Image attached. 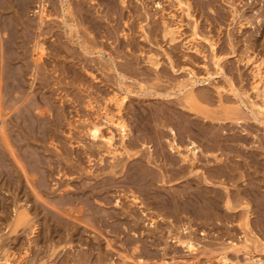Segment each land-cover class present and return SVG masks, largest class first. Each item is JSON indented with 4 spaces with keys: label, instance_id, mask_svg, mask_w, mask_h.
Returning <instances> with one entry per match:
<instances>
[{
    "label": "bare ground",
    "instance_id": "obj_1",
    "mask_svg": "<svg viewBox=\"0 0 264 264\" xmlns=\"http://www.w3.org/2000/svg\"><path fill=\"white\" fill-rule=\"evenodd\" d=\"M227 1L235 5L238 30L254 22L237 8L240 0ZM215 2L0 0V264H187L184 256L166 255L201 247L222 263L229 251L236 264L261 261L250 254L264 250V137L245 116L241 72L238 85L224 72L217 36L202 37L215 75L226 76L225 83L213 81V91L197 87L214 78L205 65L204 78L188 67L187 80L170 87L140 84L138 95L179 107L152 111L120 91L132 77L178 75L181 58L191 57L187 50L203 54L198 17L205 15L207 25L212 12L223 17ZM182 16L192 18V30L181 39ZM238 38H229V46ZM27 43L30 64L22 62ZM151 44L164 48L156 53ZM248 48L238 61L252 73L251 119L264 125V59ZM109 90L113 107L93 110ZM225 97L236 106H224ZM225 235L244 243L213 247L218 242L201 240Z\"/></svg>",
    "mask_w": 264,
    "mask_h": 264
},
{
    "label": "rangeland",
    "instance_id": "obj_2",
    "mask_svg": "<svg viewBox=\"0 0 264 264\" xmlns=\"http://www.w3.org/2000/svg\"><path fill=\"white\" fill-rule=\"evenodd\" d=\"M251 2H253L254 3V5L250 8V7H248L247 6V4L248 3H251ZM244 3L246 4V5H244ZM264 3V0H240V1H237V3H236V5H237V8H239V10H241V12H242V10L244 9V10H247L248 12H246L247 14V16H249L248 17V19H251L252 21L254 20V22L252 23V24H247L245 27H243V28H241L240 30H238V28H237V22H236V19H234L233 20V17H232V12L234 11V7H235V5H232V4H230L227 0H217V2H215V4H217L218 6H219V10L221 9V14L223 13L224 15H223V17H219V14L217 13V12H212V14L214 15V17H213V21H212V23L210 24V25H207V23H206V21L204 20V18H206V16L204 15V16H202V15H200L199 17H198V20H199V22H200V28H199V31H198V35L196 36V42L197 43H199L201 46V48L203 49V54H195L193 51H189V50H185L186 51V53L188 54V55H191V57L189 58L188 56H186V58L185 59H183V57L181 58L182 60H180V63H179V65L180 66H183V70L182 69H180L178 72H177V74L178 75H175V76H171V75H168V77L166 78H163V80H161V81H157V80H155V79H153V78H145V79H142L141 77H135V78H129V79H126V81L124 80V82H122L123 84V87H122V89H120V91L122 92V93H124L125 91H129L127 94H128V97H127V99L126 100H129L130 98L131 99H133V98H136L135 99V104L136 105H139L141 108H143V107H145L146 109L148 108V109H151L152 111H154V110H156V111H158V110H160V107H164V105H166V106H169V105H174V106H176V107H179V105L177 104V103H175V101H171V100H163L162 98H157V97H153V96H146V95H138L139 94V92L141 91V89L142 88H144L145 86H147V87H150V88H152V89H156V87H157V90H160L162 87H170V84H172V83H174V82H176V81H179V80H183V78H186V79H184V80H187V75H186V72H187V69H188V67H191V68H193L195 71H196V73H197V75H198V77H201L202 76V78H204V77H206V73H205V66H208V68L210 69V71L212 72V73H214V71H215V66L213 65V62H212V55H211V53L210 52H212L211 50H210V47H208L207 46V44L209 43L208 41H206L205 39L203 40V38L202 37H204V36H211V35H213V38H215L216 39V36H217V39H219V42L217 43V45H216V50H217V52L219 53V54H221V56H223L224 55V57H222V62H221V64H223L222 66H224V68H225V70H224V72H225V74H226V76H232L233 74V78H234V81L236 82L237 81V79H238V77L240 76V77H242V79H243V81H244V83H243V85H241V86H243L242 87V91H244V90H246V92H247V94L248 95H250V98L248 97V95H246V97H245V94L244 95H242V99L244 100V104H242V107H243V110H244V112H245V116L246 117H248V121L250 122V123H252L253 124V130H254V132H256L259 136H261V137H264V125H262V124H256L257 122H254L252 119H251V114H252V111L250 110V108H251V99L253 98V91L251 90V89H249V87L251 86V81H252V76H250V75H252V73H251V71L249 70L250 69V66L248 67V65L249 64H244L245 63V61H238V59L239 58H241V55H242V57H243V54L246 52V46L248 47L249 46V48H248V50L247 51H249V53H251L252 52V56L254 55V56H258V57H260V58H263L264 59V45L261 43V42H259V40H261V38H262V36H264V15L262 16V15H260V16H258L257 18H256V16L258 15V13H260L261 12V10L262 9H264V8H262V4ZM165 4H167V3H165ZM242 5V6H241ZM264 5V4H263ZM234 6V7H233ZM168 7V8H167ZM264 7V6H263ZM170 8H172V7H170L169 5L167 6L166 5V11L165 12H168L169 11V9ZM246 8V9H245ZM171 10V9H170ZM260 11V12H259ZM263 12H264V10H263ZM178 13H179V11H178ZM31 17H34L35 18V13H33V11L32 10H30L29 11V13H28ZM197 14V13H196ZM197 15H199V14H197ZM187 18H185V16H182V22H181V27L179 28V30L181 31H179L180 32V38L182 39V38H185V36L187 37V35H189V32L192 30L191 28H192V26H191V21L189 22V21H187V20H189V18H191V17H189V16H186ZM185 18V19H184ZM178 20H179V18H178ZM190 20H192V18L190 19ZM191 29V30H190ZM245 29H247V30H245ZM128 31V30H127ZM210 31V32H209ZM212 31V32H211ZM238 31H239V33H238ZM191 33V32H190ZM241 33H242V35H241ZM133 34H135L134 35V37H136V36H138V31H136L135 30V32L133 33ZM231 34V35H230ZM229 35V36H228ZM238 35H240V38H238ZM231 36H233L234 38H235V36H237V38L238 39H241V41L240 42H237V43H235V44H233V47H231V46H229V44H228V40H229V38H233V37H231ZM246 36V37H245ZM250 37V41H248L249 43H253L254 42V44H249L248 42H243L242 40L243 39H245V38H247V37ZM252 36V37H251ZM54 37L55 36H52V38H49V40L50 41H52V40H54ZM201 37V38H200ZM229 37V38H228ZM242 37H244V38H242ZM248 37V38H249ZM123 38V37H122ZM179 38V39H180ZM254 38H256V39H259L258 41L256 40V39H254ZM178 39V40H179ZM199 39V40H198ZM216 39V40H217ZM227 39V40H226ZM105 40V39H104ZM178 40H177V42H178ZM191 40V39H190ZM189 40V41H190ZM252 40V41H251ZM256 40V41H255ZM108 41V40H107ZM243 42V44L245 45H243V44H241ZM257 42V43H256ZM162 43V45L165 47V46H168V49H170L171 51L173 50L174 52H177L176 51V47L175 48H171V46H169V44H167V43H164L163 41L161 42ZM205 43H207V44H205ZM239 43V44H238ZM257 45H256V44ZM20 44H21V42H20ZM237 44V46L239 47V45H240V48H238L237 46L235 47V45ZM248 44V45H247ZM259 44H260V46H259ZM262 44V45H261ZM242 45V46H241ZM253 45V46H252ZM151 46V48H152V50L155 52L156 50L158 51V52H156V53H159V51L161 50H163V48L164 47H162V49L160 48H156V44H151L150 45ZM229 46V47H228ZM244 46V47H243ZM252 46V47H251ZM158 47V46H157ZM147 48V47H146ZM165 48H167V47H165ZM230 48V49H229ZM232 48H234L233 50H232ZM243 49V50H242ZM24 51H25V58H24V60L22 61V62H24V63H28L29 62V64L30 63H32V60H33V57H32V55H33V53H32V51H31V49H30V43H27L26 44V46H24V49H23ZM221 50V51H220ZM231 50V51H230ZM252 50V51H251ZM254 50V51H253ZM224 51V52H223ZM230 51V52H229ZM234 51V52H233ZM243 51H245V52H243ZM228 52H229V54H228ZM204 53H205V55H204ZM223 53V54H222ZM233 53V54H232ZM235 53V54H234ZM254 53V54H253ZM257 53V54H256ZM259 53V54H258ZM240 56H239V55ZM211 55V56H210ZM245 55V54H244ZM261 55V56H260ZM236 56V57H235ZM263 56V57H262ZM162 58L164 57V56H161ZM192 57H194V60H191V59H193ZM204 57V58H203ZM227 57V58H226ZM239 57V58H238ZM124 60V59H123ZM163 61V66H165V67H167V65L166 64H164L165 63V58H163L162 59ZM191 60V61H190ZM224 60V61H223ZM206 61V62H205ZM186 63V64H184V63ZM192 63V64H191ZM239 63V64H238ZM241 63V64H240ZM18 64H20V63H18ZM184 64V65H183ZM195 66H194V65ZM193 65V66H192ZM205 65V66H204ZM213 65V66H212ZM239 67V70L237 69V66ZM187 67V68H186ZM233 67H234V69H237V70H234L233 69ZM181 70L183 71V72H181ZM239 71V72H238ZM241 72V74L239 75V73ZM31 71L29 72H27V73H25V76L26 77H28V78H25V81L27 82L28 80H30V78H31ZM225 74L224 75H218V74H216L215 75V73H214V78H211V79H207L208 81H209V83L206 85H198L197 87H204L206 90L207 89H209L210 88V90H212L211 88L213 87V89H214V86L213 85H215L214 84V82H217V81H221L222 80V82H220V83H223L224 81H225ZM239 75V76H238ZM222 76V77H221ZM238 76V77H237ZM244 76V77H243ZM247 76L249 77V78H247ZM239 77V78H240ZM247 79H246V78ZM137 78V79H136ZM139 78V79H138ZM133 79V80H132ZM215 79V80H214ZM221 79V80H220ZM224 79V80H223ZM249 79V80H248ZM251 79V80H250ZM143 80V81H142ZM207 80H205V81H207ZM245 80H247V81H245ZM38 81V80H37ZM214 81V82H213ZM140 82V83H139ZM159 82V83H158ZM246 82V83H245ZM250 84H249V83ZM145 85H144V84ZM153 83V84H152ZM154 83H158V84H154ZM206 83V82H205ZM225 83V82H224ZM142 85V88H141V85ZM248 84V87L246 86ZM144 85V86H143ZM236 85H238L237 84V82H236ZM250 85V86H249ZM127 87H128V89H127ZM149 89V88H148ZM110 91V90H109ZM108 91V92H109ZM213 91V90H212ZM251 91V92H250ZM250 92V93H249ZM61 93H63L62 91H61ZM72 94V93H71ZM70 94V95H71ZM110 97L111 96V91L107 94V95H103L102 97H100V100L101 101H97V102H95L94 103V105H95V107L93 108V110L94 109H100V108H102V106L104 105L105 106V104L107 105V107H109V109H110V107L112 106V104L110 103V102H108V97ZM244 96V97H243ZM103 98V99H102ZM175 98V97H174ZM174 98L172 99V100H174ZM226 98V100H227V98H228V101L226 102V101H224L225 103H223L224 104V106L226 105V107H232L233 105L234 106H236V102H234V101H230L229 100V97H225ZM250 99V100H249ZM36 99H34V101H35ZM253 100V99H252ZM217 103V102H216ZM237 103H239V100L237 101ZM248 104V105H247ZM83 104H80V108L82 107V108H85L84 106H82ZM201 105H204L205 107H207V108H209L210 110L211 109H220V107H219V105L218 104H210V105H208V103L206 104V103H204V104H201ZM216 105V106H215ZM210 106V107H209ZM217 106H218V108H217ZM113 107V106H112ZM81 108V110H85V109H82ZM112 109V108H111ZM154 109V110H153ZM158 109V110H157ZM152 111H150V112H152ZM221 113V112H220ZM248 115V116H247ZM77 118V117H76ZM135 119V118H134ZM262 120H263V118H261ZM251 121H253V122H251ZM77 123V122H76ZM135 123V120H134V122H133V124ZM264 124V123H263ZM258 139H260L259 137H258ZM264 181H263V179H262V182H261V184L263 183ZM173 183V182H172ZM178 183V188L180 187V181L178 182V180L176 181V184ZM180 183V184H179ZM175 185V184H174ZM3 191L4 190H2L1 189V193H3ZM1 193H0V199H1ZM141 221V220H140ZM144 223H147V219L144 221ZM239 234V233H238ZM210 235V234H209ZM262 237H261V240L264 242V234L263 235H261ZM225 238H222V239H220V240H216V239H213L212 237H207V236H204V237H202L201 238V240L202 241H215V242H218L216 245H214L213 247H220L221 245H228L229 244V241H231L232 239V241L233 242H235L236 244H235V246H237V247H241V245H243V243H244V241H243V238H235V237H227L226 235L224 236ZM234 239H236V240H234ZM237 239H239V240H237ZM219 242H223V243H219ZM249 242V241H248ZM247 242V243H248ZM199 245H201V244H199ZM223 245V246H224ZM248 247H251L252 246V243H248V245H247ZM205 247H208V245L207 246H205ZM204 247H201V248H199V249H197V251H194V253H189L187 250L185 251V248H181V250L180 251H178V253H174V252H171V253H169L168 255H166V260H171L170 259V257H172L171 255H175L176 257H181V256H184V257H186L188 260H187V264L189 263L190 264V262H191V260L194 258V260H195V264H198V260H201L202 261V263L201 264H207V258H210L211 257V263L210 264H236V260H237V257H236V255H235V253L234 252H232V251H229L228 252V255H229V258H228V261L226 262V263H222V262H220L219 261V259H218V257L216 256L217 254V252H213V256H211L212 254H210V253H208V254H206V255H204L203 253H202V249H203ZM230 248V247H229ZM228 249V248H227ZM250 255H253L254 256V259H258V258H260L261 259V261L259 262V263H257V264H264V250H261V249H259L258 248V250H256V249H254L253 251H251V254ZM238 258H239V260H241V262L240 263H243L244 262V255H243V251L242 252H239L238 253ZM252 263V262H251ZM158 264H160V262H158Z\"/></svg>",
    "mask_w": 264,
    "mask_h": 264
}]
</instances>
